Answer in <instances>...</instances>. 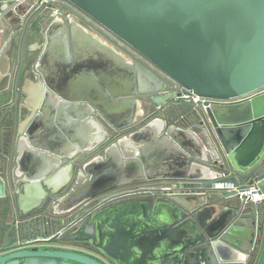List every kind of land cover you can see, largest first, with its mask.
I'll return each mask as SVG.
<instances>
[{"label":"water","instance_id":"1","mask_svg":"<svg viewBox=\"0 0 264 264\" xmlns=\"http://www.w3.org/2000/svg\"><path fill=\"white\" fill-rule=\"evenodd\" d=\"M8 1L20 14L32 12L28 22L46 24V45L37 90L27 98L18 91L15 112L0 116L1 145L7 131L22 132L16 116L29 113L27 139L15 136L11 154H0L7 170L0 176V264H105L80 251L31 247L46 223L33 211L66 165L76 169L73 182L52 206L63 208L48 210L60 241L94 247L114 264H253L264 221L239 191L264 178V0H64L124 54L119 42L130 48L138 56L132 65L76 22L43 14L39 0L0 3ZM7 92L0 89V102ZM183 92L205 99L200 128L154 119L107 143V124L133 127L138 101L150 96L149 104L175 114ZM125 110L131 113L121 116ZM157 181L189 190L112 204L73 228L55 225L86 200ZM217 182L235 189H217Z\"/></svg>","mask_w":264,"mask_h":264},{"label":"flooded vegetation","instance_id":"2","mask_svg":"<svg viewBox=\"0 0 264 264\" xmlns=\"http://www.w3.org/2000/svg\"><path fill=\"white\" fill-rule=\"evenodd\" d=\"M0 7L2 8V12H0V89H9V92L5 94L4 98L0 102V116H5L11 112H15V108L19 99L22 95L27 98V94L29 92V83H39L41 82V75L37 70V66L39 65V59L42 52L45 49V31L46 24L37 25V20L29 21L28 17L31 16L32 12L27 10L24 14H20V9L13 10L10 5V1L0 3ZM69 14L66 15V18L73 17L78 19L82 23L87 26L88 25L80 16L77 9L73 6L68 5ZM55 18L53 16H50ZM93 27L94 26H90ZM13 31L15 33L13 34ZM109 41V40H108ZM110 42V41H109ZM113 43V42H111ZM121 45V49H124L125 54L130 59L133 56L138 57L135 53L128 48L125 44ZM23 89V94L18 91ZM180 89V88H179ZM17 91V94L14 96L12 91ZM170 90H167L163 93L168 94ZM33 92H30V94ZM183 92L182 95L178 99V104L180 106V111L175 114H169L167 109H161L160 104L152 103L149 104L147 100H150V96L146 97V100H141V108L142 113L137 116L135 119V123L130 130H124L121 128H114L111 125H108L106 121H104L108 126V133L110 139L107 143L114 141L115 139H121L126 135L129 131H135L139 127L145 125L147 122L152 121L154 119H163L170 123V125H175L176 127L182 129H197L201 127V111L204 106L205 99H197L193 98L191 93H188L189 96L186 97ZM176 97L174 93L171 97H169L163 105L166 108L167 105L174 100ZM29 113L24 111L21 116H16V120H18V131L20 125H24L25 120L28 118ZM125 121V118H121L117 120V123L122 124ZM166 123V122H165ZM9 125H12V120H9ZM166 124L163 130H165ZM17 131V132H18ZM5 135L4 142L0 145V154L10 155L13 148L11 144H9V140L13 141L12 138L16 136L17 139H21L25 135V130L22 129L20 135L15 134L16 130L11 129L7 131ZM10 141V143H11ZM19 143V142H18ZM183 143L185 145L190 146V140L183 139ZM102 149V148H101ZM101 149L93 153L92 155L101 153ZM91 155V156H92ZM6 169L0 167V176L5 178ZM76 173V169H72L68 167L67 173L65 174L66 179L68 176V180L62 184L61 180L56 178L52 182L49 183V187H45L47 189V193L45 197H43L42 203L34 209L33 212L35 214L41 216L45 220V227L39 230L37 233H33L31 238H40L42 241L33 243L31 247L38 249H68L75 251H84L87 252L88 255L97 258L101 262L105 264H114L113 261L101 253L94 247H90L83 244L73 243V242H64L57 239L53 234L52 226L49 223V217L55 216L48 212H53L54 210L62 209L63 205L52 206L54 204L55 199H60L63 194H65L70 188L74 175ZM25 180H22L18 189L20 190L22 186H25ZM179 182L176 181H157V182H148V183H140L135 185L126 186L123 188L117 189L114 193H107L100 197H96L94 199H89L84 201L82 204L72 208L71 210L63 213L59 216L57 222L55 220V225L58 223H66L69 228L76 227L80 224L82 219L87 218V216L93 214L96 210L112 205L119 204L122 202H127L129 200L137 199V198H146V199H160V198H168L175 194L185 193L189 189L179 187ZM143 186H147L150 188H142ZM10 193L11 191H7ZM14 195L11 192V196ZM103 197V198H102ZM35 200L25 201L23 203L24 206L29 207L33 204ZM19 205V204H18ZM83 209H86L83 211ZM83 211V212H82Z\"/></svg>","mask_w":264,"mask_h":264},{"label":"crops","instance_id":"3","mask_svg":"<svg viewBox=\"0 0 264 264\" xmlns=\"http://www.w3.org/2000/svg\"><path fill=\"white\" fill-rule=\"evenodd\" d=\"M20 12V11H19ZM63 19L66 21V22H76L77 24H79L80 26H82L83 28H85V30L90 34L92 35L93 37H95L97 40H99L101 43H103L104 45L112 48L115 53H117L118 56H120L121 58H123L125 61H127L129 64H133V61L132 59H130L129 57H127L118 47H116L113 43L109 42L108 39H106L98 30L94 29L93 27H90V26H87L85 25L84 23H82L81 21H79L78 19H75L73 17H70V18H66V17H63ZM95 53L93 52H90V53H86L85 54V57L87 58L86 59V62H88L89 58L91 57H94ZM101 56H104L102 55L100 52H99V57ZM88 65V64H87ZM88 67V66H87ZM90 68V67H88ZM38 83H33V82H30L29 83V92H35L37 90V86ZM131 112L130 111H127L125 110V112L122 113L121 116H125L127 114H130ZM142 113L141 111V101H138L137 102V105H136V110H135V117L134 119L137 118L138 115H140ZM123 118H126V117H123ZM28 125V122H25L24 125H23V129H25ZM23 140L24 139H27V135L25 134L23 137ZM91 142V131L89 130L88 131V136L85 137V141H83V145L85 144H88ZM78 144V143H77ZM69 166H65L63 169L67 168ZM62 169V170H63ZM61 170V171H62ZM69 177V176H68ZM66 178L65 181H67L69 178ZM258 185L261 189V191L263 192L264 194V178L260 181H258ZM256 206L258 207V209L261 210L262 212V221H264V201H258L256 202ZM210 211L209 212H217L219 210L218 206L213 203L211 206H210ZM257 253V252H256ZM253 264H264V237H263V244L258 252V255H257V258L255 260V262Z\"/></svg>","mask_w":264,"mask_h":264},{"label":"built area","instance_id":"4","mask_svg":"<svg viewBox=\"0 0 264 264\" xmlns=\"http://www.w3.org/2000/svg\"><path fill=\"white\" fill-rule=\"evenodd\" d=\"M39 3L43 5L45 8L50 9V14L51 16L55 18H63L65 17V14L68 15V3L65 2L64 0H39ZM48 5H51L48 7ZM189 92L185 93V96L188 97ZM191 95H193V98L195 100L201 98L194 93L190 92ZM203 99V98H201ZM214 187L217 189H235L234 185L232 182H217L214 183ZM142 188H150L147 186H143ZM239 195L242 197L243 195H246L248 198H250L253 202H258V201H264V194L261 191L258 182L252 184L249 186V188L239 191ZM81 252V251H80ZM85 253V252H84ZM87 254V253H86Z\"/></svg>","mask_w":264,"mask_h":264},{"label":"bare ground","instance_id":"5","mask_svg":"<svg viewBox=\"0 0 264 264\" xmlns=\"http://www.w3.org/2000/svg\"><path fill=\"white\" fill-rule=\"evenodd\" d=\"M33 93H34V92H33ZM31 94H32V93H31ZM69 167L72 169V165L69 166ZM67 169H68V167L65 168V169H63L62 172L59 174V176H57L56 178L60 179L61 181L64 180V178H65V174L67 173ZM56 178H55V179H56ZM38 191H39V190H38Z\"/></svg>","mask_w":264,"mask_h":264},{"label":"rangeland","instance_id":"6","mask_svg":"<svg viewBox=\"0 0 264 264\" xmlns=\"http://www.w3.org/2000/svg\"><path fill=\"white\" fill-rule=\"evenodd\" d=\"M49 13H50V9H49V8L45 9L44 12H43V14H47V15H48ZM82 252L84 253V251H82ZM86 253H87V252H86Z\"/></svg>","mask_w":264,"mask_h":264}]
</instances>
